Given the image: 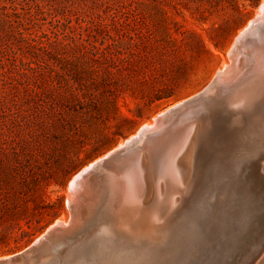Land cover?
<instances>
[{
  "label": "rangeland",
  "instance_id": "obj_1",
  "mask_svg": "<svg viewBox=\"0 0 264 264\" xmlns=\"http://www.w3.org/2000/svg\"><path fill=\"white\" fill-rule=\"evenodd\" d=\"M261 2L0 0V258L69 221L70 182L85 166L206 89L231 63ZM251 44L264 45V37ZM234 94L223 93V103ZM234 156L236 172L194 197L202 231L213 226L218 239L229 196L242 201L248 191L246 157ZM104 189L95 186L84 223L51 248L52 264H90L107 245L114 261L150 250L149 239L114 224L118 194L99 199Z\"/></svg>",
  "mask_w": 264,
  "mask_h": 264
},
{
  "label": "water",
  "instance_id": "obj_2",
  "mask_svg": "<svg viewBox=\"0 0 264 264\" xmlns=\"http://www.w3.org/2000/svg\"><path fill=\"white\" fill-rule=\"evenodd\" d=\"M254 28L258 29L235 43L231 63L206 89L155 119L154 124L162 122L160 127L145 128L83 173L81 187L69 198L68 222L53 223L28 247L1 257L0 264H51V248L84 223L86 184L94 190L98 185L105 187L99 199H105L107 191L118 194V220L120 210L125 214L127 209L132 211L129 214L135 211L138 217L149 219L156 205L155 211H160L157 225L163 235L161 242L152 243L143 255H129L120 261L108 259L113 249L107 245L94 253L92 264H99V259L102 264H264V58L259 60L264 45L251 44L252 38L263 36L264 20H258ZM223 91L234 92L235 98L223 103ZM241 151L246 157L241 167L248 187L246 198L238 201L234 191L237 182L228 198V219L219 231V239L211 234L213 226L205 229V235L202 214H193L195 194L204 195L225 171L236 172L228 161ZM131 168L132 183H123L120 178L112 191L106 180L109 175H120ZM159 177L162 181L157 192L154 188ZM195 187L199 188L197 192ZM169 188L166 193L170 198L164 201ZM124 190L129 196L123 200L119 191ZM176 191L178 195L174 196ZM81 261L85 260L77 263Z\"/></svg>",
  "mask_w": 264,
  "mask_h": 264
},
{
  "label": "bare ground",
  "instance_id": "obj_3",
  "mask_svg": "<svg viewBox=\"0 0 264 264\" xmlns=\"http://www.w3.org/2000/svg\"><path fill=\"white\" fill-rule=\"evenodd\" d=\"M262 4H261V6H260V8H259V10H258V12H257V15H256V17L254 18V19H252L251 21H250V23L249 24H247V27L237 36V38H236V42L242 37V36H244L246 33L248 34L250 31H253V29H255V30H257L258 28H254L255 27V24H256V22L258 21V20H264V0H263V2H261ZM254 30V31H255ZM263 33V32H262ZM261 35V34H260ZM262 37H264V34H263V36L261 35V37L259 38V39H261ZM258 39V40H259ZM250 40V39H249ZM253 40H257V39H255V38H252L251 39V41H253ZM263 44V43H262ZM264 58V53L261 55V54H259V60H261L262 61V59ZM221 72V71H220ZM219 72V73H220ZM219 73H218V75H219ZM217 75V76H218ZM231 93V92H230ZM234 93V92H233ZM232 94V93H231ZM235 95V94H234ZM234 95H232L231 96V99H234L235 98V96ZM237 96V95H236ZM182 103V102H181ZM180 104V103H179ZM170 108H172V107H170ZM169 108V109H170ZM169 109H167V110H169ZM166 110V111H167ZM166 111H164L163 113H161V114H159L158 116H156L154 119H157L158 117H161V116H164L165 115V113H166ZM160 124H162V122H157V123H151V124H145V125H143L135 134H133L132 136H130L129 138H127L126 140H125V142L123 143V144H120L118 147H121V146H124L128 141H130V140H133V139H135L137 136H138V134H140L141 133V131L142 130H144L145 128H149V130H153V129H156V128H158V127H160ZM118 147H116V148H118ZM103 157V156H102ZM102 157H100V158H98L97 160H95V161H93V162H91L90 164H88L87 166H85L80 172H78L75 176H74V178L71 180V182H70V190H71V195H70V197H73V194L75 195V191L77 190V187H81V181H80V179H81V177H82V175H83V173L87 170V169H89L91 166H93L94 165V163L96 162H98L99 160H101V158ZM134 174V168L132 169H130V170H126L124 173H121L120 175L119 174H114V176L113 175H109V177L106 179V180H108V182H109V184H110V189L112 190V191H115V189H116V186H115V184L117 183V182H119V180H120V178H123L122 180H124V182L123 183H125V181H126V183L127 184H131L132 183V175ZM84 180H85V178H83V180H82V182H84ZM157 182V181H156ZM122 186H124V184L122 185ZM125 187V186H124ZM123 187V189H125ZM128 188H129V185H128ZM84 191L85 192H87L88 194V196H91V193H93L94 192V189L92 188V187H90L89 188V186H87V184L84 186ZM129 190H131V188H129ZM168 190H170V188L169 189H166V191H165V193L168 191ZM120 193H121V195H122V199L124 200V199H127L128 198V196H129V193H128V190L125 192V190L124 191H119ZM125 194H124V193ZM120 193H119V195H120ZM77 195V194H76ZM121 197V196H120ZM169 198H170V195L168 194V193H166V197L164 198V201H167V200H169ZM115 201H116V199H115ZM118 201V200H117ZM136 201V200H135ZM92 202V201H91ZM197 202V201H196ZM199 202V201H198ZM96 204V203H95ZM94 204V205H95ZM116 206V205H115ZM95 207V206H94ZM118 207V206H117ZM96 209V208H95ZM153 209V208H152ZM155 209V208H154ZM91 210H92V208H91ZM130 209H127V211H129ZM94 211H96V210H94ZM126 210L124 211L125 212V214H123V212H122V210H120V217H119V220L117 219V218H115V220H114V224L115 225H117V227H120L121 229H123V230H125V232H128V233H130L131 235H133V237H135V238H138V236H140V237H146L147 239H149L151 242L150 243H153V244H155V243H157V242H161V239H162V232H160V228H158V221L160 220V211H159V208L155 211V212H153V214L151 215V216H149V219L147 218V219H145V218H140V216L138 217L137 216V212H133V214H129L130 212H132V211H129V212H127ZM127 212V213H126ZM129 215H131V216H129ZM197 216V215H196ZM129 218H130V220H129ZM85 219V218H84ZM132 219V220H131ZM57 222V221H56ZM114 229V228H113ZM130 230H132V231H130ZM120 231V230H119ZM121 233V232H120ZM146 238H145V240H146ZM65 239V238H64ZM146 242V241H145ZM149 243V244H150ZM57 245V244H56ZM58 245H60L59 243H58ZM61 246V245H60ZM60 246H59V248H60ZM54 247V246H53ZM52 247V248H53ZM56 247V246H55ZM56 250H58V248L57 249H55V251ZM59 253V252H58ZM54 254H55V252H54ZM116 254V253H115ZM119 254V253H118ZM59 255V254H58ZM121 255V254H120ZM57 256V255H56ZM61 256V255H60ZM133 256V255H132ZM55 258H58V257H55ZM117 258V257H116ZM90 260H92V258L90 259L89 258V262H90ZM100 260V259H99ZM111 260V259H110ZM113 260V259H112ZM85 262V261H84ZM83 262V263H84ZM55 263H56V261H55ZM52 264V263H51ZM89 264V263H88ZM91 264V263H90ZM99 264H100V262H99Z\"/></svg>",
  "mask_w": 264,
  "mask_h": 264
}]
</instances>
